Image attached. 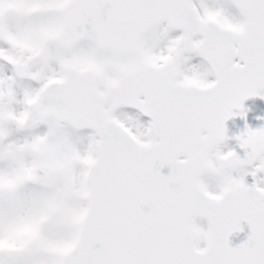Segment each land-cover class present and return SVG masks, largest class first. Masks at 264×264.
Masks as SVG:
<instances>
[{"label":"snow or ice","instance_id":"obj_1","mask_svg":"<svg viewBox=\"0 0 264 264\" xmlns=\"http://www.w3.org/2000/svg\"><path fill=\"white\" fill-rule=\"evenodd\" d=\"M255 99L264 0H0V264H264Z\"/></svg>","mask_w":264,"mask_h":264},{"label":"water","instance_id":"obj_2","mask_svg":"<svg viewBox=\"0 0 264 264\" xmlns=\"http://www.w3.org/2000/svg\"><path fill=\"white\" fill-rule=\"evenodd\" d=\"M257 101L259 102V104L257 105V107H262L263 106V103H264V101H260L259 99H257ZM247 104H245V107H247L246 106ZM257 116H262V115H260V114H257ZM228 122H230L231 123V125L234 127V128H236L238 131H241V129L243 128V126H244V124H233V123H235L233 120H230V121H228ZM226 123V127L228 128V124L229 123ZM248 122V124L250 125V127H252V128H257V127H259L260 125H261V121H257L254 117H251V120H249V121H247ZM228 134H229V132H228ZM239 239H243V237L241 236ZM237 242H239V240H236V239H234V243H237Z\"/></svg>","mask_w":264,"mask_h":264}]
</instances>
